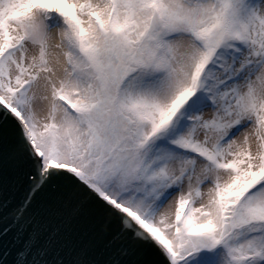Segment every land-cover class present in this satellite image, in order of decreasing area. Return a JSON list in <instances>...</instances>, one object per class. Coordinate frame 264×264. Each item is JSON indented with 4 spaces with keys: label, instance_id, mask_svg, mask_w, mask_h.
<instances>
[{
    "label": "snow or ice",
    "instance_id": "snow-or-ice-1",
    "mask_svg": "<svg viewBox=\"0 0 264 264\" xmlns=\"http://www.w3.org/2000/svg\"><path fill=\"white\" fill-rule=\"evenodd\" d=\"M0 264H264V0H0Z\"/></svg>",
    "mask_w": 264,
    "mask_h": 264
}]
</instances>
